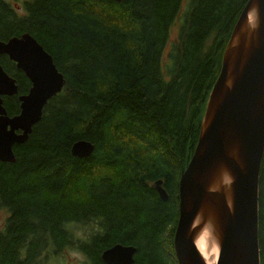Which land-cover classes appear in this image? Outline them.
<instances>
[{"label": "trees", "instance_id": "1", "mask_svg": "<svg viewBox=\"0 0 264 264\" xmlns=\"http://www.w3.org/2000/svg\"><path fill=\"white\" fill-rule=\"evenodd\" d=\"M183 1L0 0V41L30 34L65 79L27 141L14 147L15 163L0 162V214L8 215L0 264H50L65 250L83 264H104L102 252L115 244L136 249L134 264H177L179 178L247 2L186 0L164 73L163 49ZM0 65L17 86L3 98L15 116L30 82L8 57ZM78 140L94 146L89 158L71 155ZM157 180L165 201L153 189ZM258 209L264 264V155Z\"/></svg>", "mask_w": 264, "mask_h": 264}, {"label": "water", "instance_id": "2", "mask_svg": "<svg viewBox=\"0 0 264 264\" xmlns=\"http://www.w3.org/2000/svg\"><path fill=\"white\" fill-rule=\"evenodd\" d=\"M119 1V0H115ZM0 56L15 63L30 82L18 97L20 111L6 116L3 97L17 93L0 65V162L15 163L14 147L24 144L45 105L62 91L63 75L53 58L28 33L0 41ZM94 146L78 140L73 157L87 159ZM264 155V0H247L225 46L209 93L197 144L178 182V221L173 236L177 264H205L195 242L199 224L211 221L219 243L217 264H260L258 243L259 174ZM231 178L225 185L223 175ZM155 181L162 201L167 193ZM216 187L217 191H209ZM203 214L197 224L194 219ZM136 249L115 244L104 250V264H134Z\"/></svg>", "mask_w": 264, "mask_h": 264}, {"label": "rangeland", "instance_id": "3", "mask_svg": "<svg viewBox=\"0 0 264 264\" xmlns=\"http://www.w3.org/2000/svg\"><path fill=\"white\" fill-rule=\"evenodd\" d=\"M185 1H183L182 6H181V10L177 14L175 21H174V24L172 25V27L169 31L168 40L166 42L165 49L163 51L162 67H164L165 69H166V67L170 66L168 57H169L171 49H173V46L176 43L178 44V42H179V34H180V30L182 28V23H183V12L185 11ZM164 68H162V69L165 70ZM169 77H170L169 75L166 76V78H169ZM5 216H6L5 213L1 212V214H0V230L3 227V223H5V221H4ZM6 218H7V216H6ZM74 233L76 236H79V234L77 232H74ZM83 263H85V259H83L79 254L75 253L72 250H70V251L65 250L64 252L62 251L60 254L59 260H58V256H57V257L53 258V262H50V264H83ZM42 264H46V263H42Z\"/></svg>", "mask_w": 264, "mask_h": 264}, {"label": "bare ground", "instance_id": "4", "mask_svg": "<svg viewBox=\"0 0 264 264\" xmlns=\"http://www.w3.org/2000/svg\"><path fill=\"white\" fill-rule=\"evenodd\" d=\"M203 218V214L200 212L199 215L194 219V224L200 222ZM205 231L209 232L208 236H205ZM217 230H215V226L211 221H204L203 224H199L198 228L194 233V242L196 248L204 261L205 264H217L218 256H219V243L216 239ZM218 246V251L213 252V247Z\"/></svg>", "mask_w": 264, "mask_h": 264}, {"label": "clouds", "instance_id": "5", "mask_svg": "<svg viewBox=\"0 0 264 264\" xmlns=\"http://www.w3.org/2000/svg\"><path fill=\"white\" fill-rule=\"evenodd\" d=\"M222 182L225 184V185H230L231 184V178L225 173L223 175V180ZM218 189L216 187H211L209 189V191H217ZM205 236H208L209 235V232L208 231H205L204 233ZM212 251L215 253L218 251V246L217 247H213Z\"/></svg>", "mask_w": 264, "mask_h": 264}, {"label": "flooded vegetation", "instance_id": "6", "mask_svg": "<svg viewBox=\"0 0 264 264\" xmlns=\"http://www.w3.org/2000/svg\"><path fill=\"white\" fill-rule=\"evenodd\" d=\"M164 50V49H163ZM169 58V57H168ZM161 68H162V62H161ZM162 71H163V69H162ZM13 97V96H12ZM12 97H8V98H12ZM10 105H14L12 102H10ZM13 110H14V108H13ZM6 116L7 117H12L9 113H8V111L6 110ZM162 181V180H161ZM161 187L164 189V187H163V181H162V185H161ZM154 189V188H153ZM165 190V189H164ZM155 191V190H154ZM156 192V191H155ZM157 193V192H156ZM168 197V196H167ZM88 237L89 238H91L92 237V235L89 233L88 234Z\"/></svg>", "mask_w": 264, "mask_h": 264}]
</instances>
